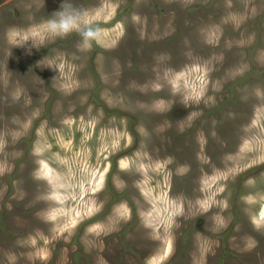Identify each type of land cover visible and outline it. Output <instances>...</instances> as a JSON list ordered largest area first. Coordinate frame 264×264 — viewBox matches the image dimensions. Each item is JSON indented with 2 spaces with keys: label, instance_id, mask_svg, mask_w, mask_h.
<instances>
[{
  "label": "rangeland",
  "instance_id": "obj_1",
  "mask_svg": "<svg viewBox=\"0 0 264 264\" xmlns=\"http://www.w3.org/2000/svg\"><path fill=\"white\" fill-rule=\"evenodd\" d=\"M61 2L0 0V264H264V0Z\"/></svg>",
  "mask_w": 264,
  "mask_h": 264
},
{
  "label": "clouds",
  "instance_id": "obj_2",
  "mask_svg": "<svg viewBox=\"0 0 264 264\" xmlns=\"http://www.w3.org/2000/svg\"><path fill=\"white\" fill-rule=\"evenodd\" d=\"M42 31L48 41H53L57 38H64L70 34H76L79 37L78 48L81 51H87L93 44H99L104 40L105 33L101 30L99 24L90 18L89 12L81 7H77L74 0H62L58 10L54 11L43 22ZM44 40L40 45L44 46ZM14 46H19L15 45ZM60 69L55 64H47ZM223 223L216 230H221L225 227ZM209 251L211 247L209 246Z\"/></svg>",
  "mask_w": 264,
  "mask_h": 264
}]
</instances>
